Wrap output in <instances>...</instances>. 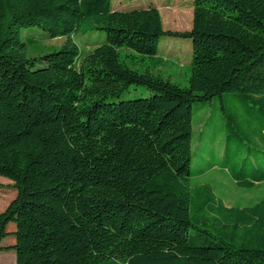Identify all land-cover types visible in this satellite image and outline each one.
I'll list each match as a JSON object with an SVG mask.
<instances>
[{
    "label": "trees",
    "instance_id": "trees-1",
    "mask_svg": "<svg viewBox=\"0 0 264 264\" xmlns=\"http://www.w3.org/2000/svg\"><path fill=\"white\" fill-rule=\"evenodd\" d=\"M29 26L65 40L26 57ZM79 30L105 37L81 54ZM166 36L191 41L188 86L159 74ZM132 85L151 93L114 101ZM226 94L264 117V0H193L183 32L164 30L152 5L0 0V176L16 190L0 242L14 239V264H264V197L226 206L210 184L189 181L192 105ZM237 126L226 122L220 166L252 188L264 160H234Z\"/></svg>",
    "mask_w": 264,
    "mask_h": 264
},
{
    "label": "rangeland",
    "instance_id": "rangeland-1",
    "mask_svg": "<svg viewBox=\"0 0 264 264\" xmlns=\"http://www.w3.org/2000/svg\"><path fill=\"white\" fill-rule=\"evenodd\" d=\"M192 1L193 0H111V6L116 9H129L133 7H146L152 5L160 13L162 27L164 30L183 32L190 29L192 24ZM105 37V33L100 30H79L73 34L72 39L77 44L81 54H85L100 45ZM21 41L25 44L26 57H37L44 53L57 49L65 40V37L48 38L47 33L36 27L29 26L23 28L20 33ZM158 55L164 60L166 70L159 72L164 78L182 87L188 86L190 77L191 61V41L188 38L160 37L158 42ZM43 63H36L42 66ZM130 66V64H128ZM147 59L142 67L134 66L139 71L146 67H151ZM150 70H152L150 68ZM154 72H156L154 70ZM151 92L143 86L132 85L114 98V101L135 97H143ZM247 105L257 109L258 105L249 99ZM228 115L223 113V108ZM250 108V109H252ZM192 139H191V162L190 185L208 183L214 194L226 206H249L264 197V180L254 185L252 188L238 187L231 178L227 169L220 166L223 159L224 145L228 130L225 129L226 122L234 120L238 123V132L242 136L232 138L229 149L237 150L234 160L240 162L249 156L253 162L258 159L264 160V155L260 157L250 153L251 149L257 148L264 152V139H261L259 132L264 127V117L257 113L252 116L248 108L244 106L232 94H226L222 100L213 98L205 104L194 103L192 105ZM256 118L254 119V117ZM236 129V127H235ZM241 144V145H240ZM259 161V160H258ZM16 190L12 182L0 176V212L5 209L8 203L15 197ZM8 231L14 229V224L7 226ZM13 238L6 235L0 242V264H14L15 253L12 250Z\"/></svg>",
    "mask_w": 264,
    "mask_h": 264
}]
</instances>
